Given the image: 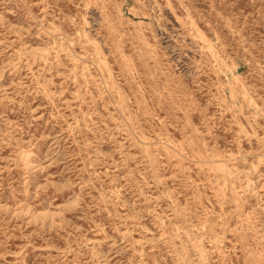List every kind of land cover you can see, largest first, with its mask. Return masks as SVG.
Masks as SVG:
<instances>
[{
    "label": "rangeland",
    "instance_id": "obj_1",
    "mask_svg": "<svg viewBox=\"0 0 264 264\" xmlns=\"http://www.w3.org/2000/svg\"><path fill=\"white\" fill-rule=\"evenodd\" d=\"M0 264H264V0H0Z\"/></svg>",
    "mask_w": 264,
    "mask_h": 264
}]
</instances>
